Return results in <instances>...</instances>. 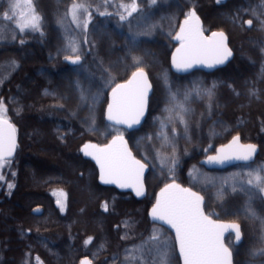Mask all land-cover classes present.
<instances>
[{
  "label": "trees",
  "instance_id": "1",
  "mask_svg": "<svg viewBox=\"0 0 264 264\" xmlns=\"http://www.w3.org/2000/svg\"><path fill=\"white\" fill-rule=\"evenodd\" d=\"M26 1L40 17L39 27L24 33L14 27L6 34H13L12 43L0 44V65L8 60L12 72L0 83V98L13 113L22 107V119L11 115L24 174L23 197L13 203L22 206L15 210L32 234H19L17 213L0 214V264H14V258L21 264H78L83 257L122 264L126 247L114 256L107 241L138 246L150 233L147 228L122 237L114 218L150 225L156 192L174 180L203 195L208 215L213 208L221 211L227 201L223 183L213 181L201 161L235 135L259 145L258 161L264 162V0H0V20L17 23L14 10ZM190 10L202 18L207 34L225 31L230 37L235 58L214 74L179 77L170 69L173 36ZM149 13L150 20L142 18ZM158 21L162 31L145 32ZM138 69L148 72L154 94L145 125L126 132L105 119L108 93ZM42 110L48 113L44 119L29 117ZM118 134L126 135L136 156L149 165L148 196L130 204L98 183L96 166L81 152L86 143L105 145ZM233 186L231 214L221 216L245 229L240 189ZM54 189L67 191L66 214L50 201ZM37 205L46 208L41 218L29 214ZM83 217L91 218L84 223ZM256 235L254 230L246 240ZM233 258L234 264H264V255L256 253Z\"/></svg>",
  "mask_w": 264,
  "mask_h": 264
},
{
  "label": "water",
  "instance_id": "2",
  "mask_svg": "<svg viewBox=\"0 0 264 264\" xmlns=\"http://www.w3.org/2000/svg\"><path fill=\"white\" fill-rule=\"evenodd\" d=\"M173 43L175 49L171 54L170 67L177 76H187L196 71L212 74L227 67L235 56L228 34L217 31L207 36L202 20L193 11L181 22ZM153 92L147 71H135L127 81L117 84L109 92L106 121L128 132L140 130L148 116ZM259 151L257 145L243 143L241 136L236 135L201 164L208 171L225 170L254 163ZM82 152L96 165L100 185L130 192L137 200L147 197L145 180L149 167L135 156L125 136H116L104 146L87 144ZM16 153V131L9 121L0 119V161L13 159ZM42 212V208L34 210L37 215ZM148 216L152 223L171 230L181 264H234L232 252L222 239L232 233L239 243L242 240L241 227L237 223H221L207 217L205 199L198 192L171 182L157 192ZM79 264L93 262L85 257Z\"/></svg>",
  "mask_w": 264,
  "mask_h": 264
},
{
  "label": "flooded vegetation",
  "instance_id": "3",
  "mask_svg": "<svg viewBox=\"0 0 264 264\" xmlns=\"http://www.w3.org/2000/svg\"><path fill=\"white\" fill-rule=\"evenodd\" d=\"M190 13H191V10L188 12V14L185 17H183L180 20L178 27L180 26L181 22L189 16ZM196 14L199 16L198 13H196ZM200 19L202 20L201 17H200ZM202 22H203V20H202ZM203 29H204V23H203ZM204 31H205V29H204ZM207 35H209V34H207ZM230 46H231V44H230ZM231 49H232V47H231ZM231 61H230V63H231ZM214 73H212V74H214ZM6 108H7V112H9L8 115L9 114L10 115L7 116L8 118L0 116V119H5V120L9 121L11 123V125L13 126V128L15 129L16 134H17V153L13 159H6V160L0 161V165L3 166L0 169V214H5L7 212L6 213L7 216L12 217L13 214L17 213V215H19V217H21L20 221H19V227H20L21 231L19 234H23L25 232V234L30 235V234H32L31 231L27 227L26 228L23 227V225H24L23 221H25V219L21 216V214H20L21 212L19 213L15 210L16 208H18V207L21 208L22 206L20 205L19 202L13 203V199H20L23 197L22 190L24 187V179H23L24 174H23V169H22L23 161H22V159L19 158V150H20L19 132H18L17 126L15 125V122L13 121L11 115L15 114L16 117H19V118L21 117V119H22L23 114L21 113V109H20L22 107L17 108L15 111L16 113H13L14 111H11L12 112L11 113L10 110L8 109V105H6ZM47 114L48 113L45 110H42V112L40 114L37 113V115H39V117H40L39 120L41 118L44 119L43 117H45ZM36 118H38V116ZM245 143H248V142H245ZM249 143H251V142H249ZM253 144H255V143H253ZM255 145H257V144H255ZM257 146L259 147L260 151H259L257 159L255 160L254 163L236 165V166L230 167V168L225 169V170L209 171V172L213 173L211 175V178H213L215 176L217 177V174H221L222 178H224L222 188L224 189V192L226 195L225 197H227V201H226V203H225V205L221 211L218 212L216 210V208H213L210 215H208V213H207L209 218H211L213 221L221 222V223L234 222V221L223 220L221 214H223L225 216L226 215L228 216L231 214V212H230V210H231L230 199H232L231 190L234 187L233 184L237 183V186L240 189L239 192L241 194L239 197H240L241 213L243 214L244 219L247 222V226L245 227V229H243L241 224L239 223L241 226L242 240L239 243H237L235 235L232 233L226 234L222 239V242H224L225 246L231 250L233 255H234V253L237 255L245 254V253H253V254L256 253L257 255H264V245H263L264 226H262L261 228L254 229V227L252 225L253 222H257V221H262L264 223V162L258 161V157L260 155L261 148L259 145H257ZM217 149L215 150L214 153H211L210 155L216 154ZM97 172H98V170H97ZM252 172H256V177L250 175ZM230 175H237V179L234 182H232V180L229 179ZM98 178H99V175H98ZM212 180L215 181L214 178ZM103 187H105V186H103ZM107 188L115 189L116 192L121 194L122 198L128 202L127 204H130V202L133 201V198L136 199L135 196L130 192H121V191H119L113 187H107ZM57 192L58 193L63 192L66 195L65 207H63L61 205V203L57 200V198L55 196V193H57ZM48 196L51 199L50 201L53 202L52 204L56 209L60 210L62 213H65V214L69 211V208L67 206L68 194H67L66 190L54 189L51 191V193ZM37 208L43 209V212L41 213V215H37L34 213V210ZM45 213H46V208L44 206H41V205L34 206L29 211V214L33 218H41L42 216L45 215ZM260 215H262L263 217H261ZM258 216H260L261 218H258ZM111 220L113 221V218ZM120 220L121 219L114 218L115 222L119 223V222H121ZM149 221L151 222L150 219H149ZM235 223H238V222H235ZM153 225L160 226L157 224H153ZM160 227H162V226H160ZM254 230H257L256 237L255 236L249 237L246 240V234H251ZM123 231L124 230H122V233H121L122 237L125 236L123 234ZM3 236L5 237V234H3ZM7 236H8V234H7ZM125 237L127 239H128V237H134V232H133V236L128 235ZM163 237L164 236H161L160 239H162ZM172 237L174 239L173 235H172ZM244 241H247V244L245 246L242 245ZM174 248H175L174 251L176 250V253H177L175 239H174ZM89 259H91V258H89ZM92 262H93V260H92ZM93 264H95V263L93 262Z\"/></svg>",
  "mask_w": 264,
  "mask_h": 264
},
{
  "label": "rangeland",
  "instance_id": "4",
  "mask_svg": "<svg viewBox=\"0 0 264 264\" xmlns=\"http://www.w3.org/2000/svg\"><path fill=\"white\" fill-rule=\"evenodd\" d=\"M21 6H24L25 8H22ZM14 13L18 14V16H19V21H17V23L12 24V23H10L9 20H8V22L7 21L2 22L0 20V44L5 45V44H11L12 43L11 40L13 39V34H10L9 36L6 35V34L12 32V31H10L11 29L16 28L20 32L24 33V32L30 31L31 29L39 27L40 17L34 12V9L31 7V3L29 1H26L25 3H21L20 6L17 8V10H14ZM143 17L146 20H150L152 15L149 13V14L142 16V18ZM135 23H136V20H135ZM61 25L65 26L64 24H61ZM156 29H159L160 31L163 30V24L161 21H158L156 23L151 22L150 26L145 30V32L152 33V31H154ZM2 61L3 62L0 65V69H1L0 70L1 71L0 72V83L3 81L2 82V84H3L4 82H6L10 79L12 72H10L8 69L9 68L8 60L2 59ZM222 69H224V68H222ZM222 69H220V70H222ZM153 94H154V92H153ZM151 98H150V101H151ZM8 113L9 112H7L5 101L2 98L0 101V116L8 118L7 116L10 115V114L8 115ZM33 116H35V117L38 116V119L40 118L39 115H37V114H32L29 117H33ZM180 118H182V117H180ZM173 133H174V135H177L176 132H173ZM40 137L41 136L39 135V139H37V142H40V140H41ZM210 150H212V148L208 149V151H210ZM30 155L33 157L38 156V157L43 158V155L40 153H38V154L30 153ZM55 166H57V165H55ZM2 167L3 166L0 165V169ZM194 173L196 174V173H198V171L194 170ZM198 175L201 176L200 173ZM198 175L196 174V176H198ZM250 175L256 177V172H252ZM213 178L215 181H220L223 183L224 178H222V176H220V177L215 176ZM229 179H231L232 182H234L237 179V175H230ZM160 189H158V190H160ZM82 190L85 191V188L83 187ZM55 196H56L57 200L61 203V205L63 207H65L66 195L63 192H59V193L57 192V193H55ZM90 218L91 217H88V218L83 217L82 222L88 223ZM147 218H148V215H147ZM120 221L121 222L116 223V225H118L117 227H119L120 230H124L123 234L125 236H128V235L133 236V232H136V231L137 232L135 234L137 235L139 233L138 231H140V230L143 231V230H146L147 228H149V233H150V235H148V237H146L145 240H143L142 243H140L138 246H129L128 247L127 241L122 243V242H119L118 239H114L112 241H107V243H111L113 248H115L114 251L112 252V255H114V256H122V253H120L119 248L126 247L125 253L123 254L124 258H123L122 264H176V259H175L176 258L175 257L176 256L175 255L176 250L174 251V249H175L174 248V239H173L172 235L168 234L163 227L153 225L152 223H150V225H149L148 223H146L144 221H140V222L137 221L136 222V221H133L131 219H125V218L121 219ZM133 224L135 226H133ZM94 228H96V226H94ZM161 236H164V237L162 239H160ZM91 241H92V238H91ZM90 243H91L90 241H87L86 245H89ZM101 245H103V243H101ZM148 253L151 256V258H149V260L147 259ZM13 262H14V264H21L20 259L17 260L14 258Z\"/></svg>",
  "mask_w": 264,
  "mask_h": 264
}]
</instances>
